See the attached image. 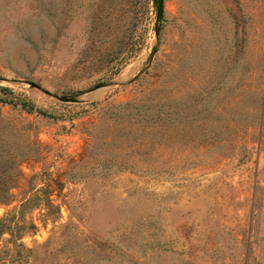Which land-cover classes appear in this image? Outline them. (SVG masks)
Returning a JSON list of instances; mask_svg holds the SVG:
<instances>
[{"label":"rangeland","instance_id":"1","mask_svg":"<svg viewBox=\"0 0 264 264\" xmlns=\"http://www.w3.org/2000/svg\"><path fill=\"white\" fill-rule=\"evenodd\" d=\"M6 216L0 264H264V0H0Z\"/></svg>","mask_w":264,"mask_h":264},{"label":"trees","instance_id":"2","mask_svg":"<svg viewBox=\"0 0 264 264\" xmlns=\"http://www.w3.org/2000/svg\"><path fill=\"white\" fill-rule=\"evenodd\" d=\"M156 2H158V0H156ZM2 89L8 90V88L6 87H1ZM5 198L3 199V201H10L11 200V194L8 193L6 194V196H4ZM12 219L8 216L0 218V236H3L6 232H9L11 234V237L8 239L9 243L14 244V246H22L24 245L23 242H20V239L22 238L23 234H19L18 230H15L14 228V224L11 223ZM28 226H21L20 228H22L24 231ZM30 229L36 228L33 225L29 226ZM4 264H9L6 261L4 262Z\"/></svg>","mask_w":264,"mask_h":264},{"label":"water","instance_id":"3","mask_svg":"<svg viewBox=\"0 0 264 264\" xmlns=\"http://www.w3.org/2000/svg\"><path fill=\"white\" fill-rule=\"evenodd\" d=\"M164 4H165V0H158V20H161L162 17H163V14H164ZM159 33H160V29H159V27H157L156 34L159 35ZM156 51H157V48L154 47L153 48V51H152V54H151V61L153 60ZM31 85L33 87H36V88L41 89L46 94L51 95V96H54L55 98H57V99H59V100H61L63 102H78V101L81 100L78 97H74V96H64V95H59V94L53 93L52 91L43 88L42 86H40L39 84H37L35 82H32Z\"/></svg>","mask_w":264,"mask_h":264}]
</instances>
